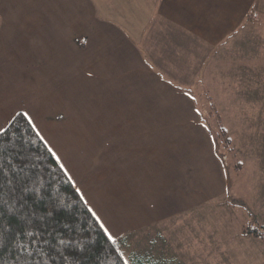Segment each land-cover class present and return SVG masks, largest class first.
<instances>
[{
    "label": "crops",
    "instance_id": "obj_1",
    "mask_svg": "<svg viewBox=\"0 0 264 264\" xmlns=\"http://www.w3.org/2000/svg\"><path fill=\"white\" fill-rule=\"evenodd\" d=\"M121 2L124 7L116 5L120 0H0V26L9 12H25L15 17L27 20L23 37L8 30L15 38L5 39L0 29V68L9 69L3 71L7 83L21 78L18 85L24 81L40 93L37 108L65 137L75 133L71 145L80 147L81 137L103 142L107 163L122 164L123 180L132 181L125 182L124 222L148 228L173 219L178 196L189 195L185 188L194 181H201L203 195L231 196L197 100L202 91L208 99H223L232 78L260 74L255 69L264 63L253 59L260 53L253 22L258 0ZM15 106L19 102L4 107L0 101V118L12 114L5 127L20 111L32 118ZM100 117L105 121L99 123Z\"/></svg>",
    "mask_w": 264,
    "mask_h": 264
},
{
    "label": "rangeland",
    "instance_id": "obj_2",
    "mask_svg": "<svg viewBox=\"0 0 264 264\" xmlns=\"http://www.w3.org/2000/svg\"><path fill=\"white\" fill-rule=\"evenodd\" d=\"M116 5L124 7L121 0ZM256 8L258 17L253 22L259 32L260 53L253 59L264 63V52H261L264 51V0H258ZM6 16L7 20L0 26L4 38H15L8 30L22 36L27 20L15 16H25V12H9ZM28 22L32 27V21ZM5 70L8 74L9 69L0 68L3 106L12 107L17 101L19 106L15 108H24L32 115L63 158L73 179L97 205L103 221L117 238L127 237L126 258L139 254L153 257L160 264H264V67L259 65L255 69L260 73L255 78L245 75L232 78L233 84H228L232 91L223 94V99H208L202 89L201 94L197 91L200 116L214 137L231 196L229 193L203 195L205 188L200 185L201 181H194L193 187L185 188L189 195L178 196V209L173 219L148 228H129L124 222V205L130 192L125 182L132 181L123 180L122 164L107 163L103 142L89 140L85 143V139L77 135L81 137L80 147L71 145L76 141H70L69 136L75 133L65 137L53 125L52 117L44 116L42 109L37 108L41 104L40 93L29 90L24 81L23 85H18L16 81L21 78L7 83V74L3 75ZM11 115L8 112L0 121H8ZM88 119L98 120L90 116ZM104 121L105 118L100 117L99 123ZM63 138L69 139L70 144ZM255 229L262 234L257 236L250 232Z\"/></svg>",
    "mask_w": 264,
    "mask_h": 264
},
{
    "label": "trees",
    "instance_id": "obj_3",
    "mask_svg": "<svg viewBox=\"0 0 264 264\" xmlns=\"http://www.w3.org/2000/svg\"><path fill=\"white\" fill-rule=\"evenodd\" d=\"M6 129V133L0 134L5 155L23 153L29 165L23 175L27 178V186L35 192L28 194L29 205L25 208L17 199L18 192L6 188L0 194L7 201L2 205L0 264H125V261L128 264H160L153 257L139 254L126 258V236L115 238V244L108 240L74 181L37 128L28 123L23 111L14 116ZM35 194L42 199L34 200ZM9 208L13 213L8 212ZM49 209L51 216L47 214ZM33 211L39 219L32 216ZM65 223L70 225L68 229L63 227ZM33 224L52 233L43 238L47 243L37 238V243L29 246L30 238L19 235L20 230L31 228ZM250 232L257 236L262 234L258 229ZM69 236L71 243H60ZM16 242L23 243L27 251L18 254Z\"/></svg>",
    "mask_w": 264,
    "mask_h": 264
},
{
    "label": "snow or ice",
    "instance_id": "obj_4",
    "mask_svg": "<svg viewBox=\"0 0 264 264\" xmlns=\"http://www.w3.org/2000/svg\"><path fill=\"white\" fill-rule=\"evenodd\" d=\"M28 115L27 113L25 114ZM10 119V118H9ZM8 122L5 121L4 124H0V134L6 133L7 129L5 125ZM28 123L32 125L33 128H35V124L33 123L32 118L28 117ZM28 161L23 155L22 152L19 153H12L5 155V147L3 142H0V194L4 192V190L7 188L10 192L19 193V196L17 197L20 205L22 208L28 207L29 205V199L28 194L30 192H35L34 189H30L27 186V178L23 175L25 173V170L28 168ZM34 200H40L42 197L39 194L34 195ZM7 201H4L2 197H0V242H2L3 239V226H2V219L4 216V210L2 205L6 204ZM9 213H13V209H8ZM49 216L52 214V210L49 209L48 213ZM32 216L36 219H39L37 216V213L33 211ZM97 222L99 223V227L103 229L104 234L107 236L108 240L111 241L113 244L116 243L115 240V233H112L104 223L99 221V218H97ZM31 223V221H29ZM65 229H68L70 227L69 224L65 223L63 225ZM19 235L25 236L30 238L29 239V246L34 245L37 243V238H41L40 242L47 243L48 241L46 239H43L45 236H51V232H45L40 227L36 226L35 224L32 225L31 228H24L20 230ZM72 239L69 236L67 239H61L60 243H71ZM17 243V250L18 254L20 252L27 251V248L25 245L21 242ZM31 255V253H29ZM123 256V254H121ZM125 264H128L127 261H125Z\"/></svg>",
    "mask_w": 264,
    "mask_h": 264
}]
</instances>
